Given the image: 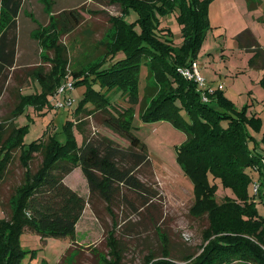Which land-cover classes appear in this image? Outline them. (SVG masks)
<instances>
[{"label": "trees", "instance_id": "1", "mask_svg": "<svg viewBox=\"0 0 264 264\" xmlns=\"http://www.w3.org/2000/svg\"><path fill=\"white\" fill-rule=\"evenodd\" d=\"M23 2L0 0V72L16 63L18 16ZM110 2L122 8V14L115 18L116 41L107 58L98 62L99 67L94 69L96 76L82 78L79 70L74 71L75 85L89 82L74 113L97 109L105 112L107 117L103 122L122 133L130 145L123 147L105 135L89 137L76 122L84 136L83 144L78 145L71 131L74 120L67 121L68 137L64 142L54 136L25 142L28 127L16 124L15 119L27 105H38L36 109L47 105L48 96L62 83V68L60 74L55 70L52 78L39 72L36 79L42 88L41 93L21 94L12 116L0 122V184L18 150L25 169L24 181L16 187L15 194L7 202L0 195L2 210L10 209V215L7 211L6 217L0 219V264H21L25 251L20 244V235L26 230L37 232L42 239H74L86 202L90 203L95 194H99L110 209L118 185L125 184L135 191L145 189L144 182L135 175L149 159L146 143L133 132L132 119L137 104L143 121L169 120L187 133L177 159L194 185L192 212L209 214L211 228L206 233L209 242L202 254L185 264H264V217L259 216L251 198L255 195H249L252 177L248 171L257 166L264 173L263 156L259 151L261 142L264 145V132L260 141L252 134V131H261L263 120L260 116L248 115L249 105L238 108L220 90L210 94V102H204L197 84L178 72L179 67L197 61L195 56L209 27L210 0ZM179 6L185 43L177 48L167 36L170 33L161 27L158 13L164 16ZM132 10L138 17L128 23L125 18ZM53 18L57 32L63 33L74 31L83 19L77 9L62 10ZM248 34L252 41L246 43L256 50L251 60L256 67L264 68V48L251 32L243 36ZM37 36L43 43L39 32ZM58 48L60 58L62 51L60 46ZM120 53L123 56L119 57ZM144 60L148 61L151 70L158 69L154 79L156 86H145L151 96L148 105L145 99H139V66ZM110 91L127 96L130 106L123 111L112 109L114 102ZM213 102H217L216 105ZM36 154L42 155V162L33 171L31 161ZM79 166L88 182V200L64 183L65 177ZM210 176L221 179L225 186L232 188L237 199L228 198L220 205ZM260 194L264 197L261 190ZM116 254L113 251V255ZM111 264H119V259ZM149 264L179 263L152 259Z\"/></svg>", "mask_w": 264, "mask_h": 264}, {"label": "rangeland", "instance_id": "2", "mask_svg": "<svg viewBox=\"0 0 264 264\" xmlns=\"http://www.w3.org/2000/svg\"><path fill=\"white\" fill-rule=\"evenodd\" d=\"M65 9H77L83 18L82 23L70 33L57 32L53 18ZM121 9L119 4L110 0H24L20 12L18 57L12 68L0 72V122L12 116L11 112L21 94L41 93L42 88L36 79L39 72L52 78L51 74L55 70L60 74L62 68V83L48 96L47 105L41 109L35 108L38 105H27L15 119L16 124L28 127L25 142L48 136L64 142L68 137L67 121L74 120L71 131L78 145L84 142L83 133L79 130L83 127L84 134L89 137L105 135L128 147L130 141L103 122L107 117L105 112L97 109L74 113L89 82L74 84L73 89L60 91L68 81L75 82V70L80 71L82 78L96 76L94 69L99 67L98 62L107 58L116 41L115 18L122 14ZM180 13V6L164 16L158 13L161 27L170 33L167 36L177 48L185 43ZM137 17V12L132 10L125 19L132 23ZM208 19L209 27L195 56L204 79L202 86L217 90L222 84L239 108L252 103V109L263 120L261 133L252 131L260 141L264 132V72L251 60L255 48L246 49L243 46L244 42L252 41L251 36L248 34L244 37L243 34L251 32L255 39L258 37L264 41V0H210ZM38 32L43 43L37 36ZM58 46L62 51L61 59ZM118 56H123V53ZM146 62L144 60L139 66L138 87L139 99H145L148 105L151 96L147 94L145 86H156L154 79L158 69L151 70ZM183 67H179L178 72L185 78L181 72ZM109 94L114 102L112 109L123 111L130 106L128 97H123L119 91H110ZM69 99L71 103L67 102ZM58 104L63 106L58 107ZM139 107L137 104L134 109L133 132L146 143L149 159L135 175L144 182L145 189L135 191L125 184L118 185L110 209L106 201L95 194L90 203L86 202L74 239H42L37 232L24 231L20 235V244L25 251L21 264H111L116 259H119V264H149L152 259H168L185 264L202 254L209 242L206 233L211 228V221L207 213L192 212L194 185L177 159L187 133L169 120L143 121ZM76 122L81 124V128ZM263 146L261 142L260 152L264 151ZM15 154L0 184V195L4 196L6 202L24 181L25 169L19 160L20 150ZM41 162L42 155L36 154L31 161L32 170L36 171ZM253 170V173L248 170L253 181L249 185V195L256 194L251 198L259 216L264 217V197L260 191L255 193L256 183L264 192V173ZM85 182L87 180L80 169L64 179L67 186L88 200L82 195L87 193ZM210 183L216 187L215 196L220 205L228 198L237 199L234 190L225 186L221 179L210 176ZM7 211L10 215L9 208ZM5 217L0 207V219ZM113 251L118 253L117 256L113 255Z\"/></svg>", "mask_w": 264, "mask_h": 264}, {"label": "built area", "instance_id": "3", "mask_svg": "<svg viewBox=\"0 0 264 264\" xmlns=\"http://www.w3.org/2000/svg\"><path fill=\"white\" fill-rule=\"evenodd\" d=\"M198 66H199L198 62L193 61L189 65H186L185 67H183L181 69V72L183 73L185 78H187L190 81H193L197 84L198 90L202 94V100L204 102H210V100H211L210 94L214 93L216 90L213 89L211 86H202V85H204V79L200 75V70H199ZM73 85H74V83L72 82V80H70L61 87L60 91H64L66 89H73L74 88ZM221 87L222 86H220V88ZM67 102L71 103V99H69ZM57 106L61 107V106H63V104H58ZM262 166L264 169V157L262 159ZM258 191H260V185L258 183H256L255 184V193ZM254 195H256V194H254Z\"/></svg>", "mask_w": 264, "mask_h": 264}, {"label": "crops", "instance_id": "4", "mask_svg": "<svg viewBox=\"0 0 264 264\" xmlns=\"http://www.w3.org/2000/svg\"><path fill=\"white\" fill-rule=\"evenodd\" d=\"M21 12V11H20ZM256 33V32H255ZM20 38H21V25H20V13H19V16H18V39H17V49H18V44H19V41H20ZM257 39L259 40V38L257 37ZM261 40V39H260ZM259 40V41H260ZM261 42V44L264 46V41H260ZM244 47H246V49H252V47H249L248 46V44L245 42L244 43V45H243ZM16 57H18V50H17V52H16ZM252 58V57H251ZM258 69H260L262 72H264V68H262V67H258ZM212 84H213V81L211 82ZM220 86H222L221 88H220ZM217 90H220V91H223V93L225 94V96L226 97H228L230 100H232L233 101V99L230 97V95L228 94V92H229V90H228V92H227V90L223 87V85L221 84V85H219V89H217ZM234 102V101H233ZM214 104L216 103V102H213ZM216 105V104H215ZM247 105H249V108H248V115H257V116H260V115H258V113H257V111L255 110V109H252V107L254 106V105H252V103L250 104L249 102H248V104ZM239 108V107H238ZM250 110H252V111H250ZM261 117V116H260ZM262 118V117H261ZM262 128H263V125H262ZM262 128H261V131H262ZM261 131L260 132H257V134H259V133H261ZM260 151V150H259ZM262 152H264V151H262ZM261 152V153H262ZM262 156L264 157V153H262ZM253 168L254 169H257L258 171H260L261 172V170H260V168H258L257 166H253V167H251L250 168V170H252V173H253ZM78 169H80L81 171H82V169H81V167L79 166V167H76L72 172H74V171H76V170H78ZM264 170V169H263ZM71 172V173H72ZM83 172V171H82ZM70 173V174H71ZM67 176H69V175H67ZM67 176L65 177V178H67ZM86 178V177H85ZM87 180V179H86ZM253 182V181H252ZM67 183L70 185V186H72L74 189H77L76 187H74L73 186V184H72V182H68L67 181ZM85 183H87L86 185L88 186V182H85ZM86 191H87V193L85 194V193H83L82 195L83 196H86V198H88L89 197V187L86 189ZM4 213H5V216L7 215L6 214V212L4 211ZM77 227H78V223H77V225H76V229H77Z\"/></svg>", "mask_w": 264, "mask_h": 264}]
</instances>
